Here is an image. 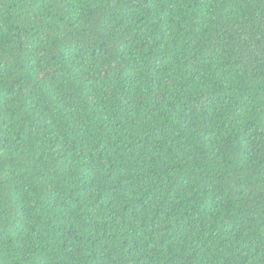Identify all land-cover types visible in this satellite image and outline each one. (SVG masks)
<instances>
[{"label":"trees","instance_id":"1","mask_svg":"<svg viewBox=\"0 0 264 264\" xmlns=\"http://www.w3.org/2000/svg\"><path fill=\"white\" fill-rule=\"evenodd\" d=\"M0 264H264V0H0Z\"/></svg>","mask_w":264,"mask_h":264}]
</instances>
